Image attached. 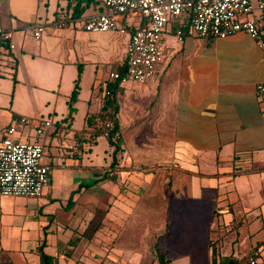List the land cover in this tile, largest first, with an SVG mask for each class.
<instances>
[{
    "label": "crops",
    "instance_id": "obj_1",
    "mask_svg": "<svg viewBox=\"0 0 264 264\" xmlns=\"http://www.w3.org/2000/svg\"><path fill=\"white\" fill-rule=\"evenodd\" d=\"M103 11L96 0H0V29L14 44V54L0 52V138L14 127L10 138L21 142L43 113L61 117L39 136L57 150L43 163L41 197L0 196V264H245L251 251L264 250V95L255 90L264 83V52L243 33L201 39L185 19L169 21L152 81L131 82V94L117 82L107 90L120 144L110 165L108 143L107 154L89 159L104 136L92 144L79 131L67 136L78 66L89 50L113 47L112 38L102 43L105 36L74 26ZM60 13L72 30L53 27ZM135 17L121 23L136 28ZM36 24L44 26L38 39ZM101 54L95 62L118 63L109 74L122 70L124 54L120 62ZM63 78L65 111L57 114ZM23 117L29 123L20 124ZM204 212L211 215L202 227ZM176 230L184 233L168 240Z\"/></svg>",
    "mask_w": 264,
    "mask_h": 264
},
{
    "label": "built area",
    "instance_id": "obj_2",
    "mask_svg": "<svg viewBox=\"0 0 264 264\" xmlns=\"http://www.w3.org/2000/svg\"><path fill=\"white\" fill-rule=\"evenodd\" d=\"M103 12L80 22V29L86 33L114 32L127 36L121 71L110 73L113 82L128 81L145 85L152 81L155 65L161 59V33L169 21L185 19L191 30L201 39H224L243 33L255 41L264 52V0H96ZM128 15H137L142 22L129 29L121 23ZM68 24L63 13L53 21L56 29ZM44 29L42 24L32 27L34 39ZM178 32L177 34H179ZM14 50L10 33L0 29V52L7 54ZM255 90L264 95V83ZM20 124L29 123L19 118ZM48 121L34 129V135L23 133L26 142L14 141L10 135L14 127L5 130L0 138V196L38 199L48 186L49 168L41 162L43 147L39 136ZM112 124H103V136L111 130ZM264 175V174H263ZM245 264H264V250L251 251Z\"/></svg>",
    "mask_w": 264,
    "mask_h": 264
},
{
    "label": "rangeland",
    "instance_id": "obj_3",
    "mask_svg": "<svg viewBox=\"0 0 264 264\" xmlns=\"http://www.w3.org/2000/svg\"><path fill=\"white\" fill-rule=\"evenodd\" d=\"M141 20L142 19L139 16H137L133 19L134 24H136V22L141 21ZM79 24H78V26L77 25L74 26L75 31H77V30L81 31V29L79 28ZM61 29L72 30V27L71 26H65L64 28H61ZM89 35L90 36L96 35L95 37L105 36L103 38H100V39H102V43L105 42L104 40H106L110 37L112 39L109 42L112 43L113 47H111V49H110L105 44H103V46H106V47H104V48L100 47L99 49H93V51L89 50L88 51L89 52V55H88L89 61L88 62L85 61V63L81 62L80 64H82V65L78 66L82 70L81 82L79 85L80 92H79L78 102L75 104L76 113H75V115H73V122H72L70 128L67 130V136L68 137H70V135L75 133V132H78V131L81 132L83 129H85V118L88 116L96 115L99 112L104 101L113 98V96L105 97V93H108L109 91H107V90L110 89L111 84H114V82L109 78L108 74L112 70H119L118 69L119 68L118 63H113V62L108 63L106 61H105L106 62L105 63V62H101V61H99V62H95V61L101 59V57L103 56V54H101V53L105 52L106 53L105 55H108V56H110V55L114 56L115 55L116 59H117V57H119L118 62H120V58L124 54L126 44H127L126 43V40H127L126 35H119V34L114 33V32H106L105 34H103V33H96V34L89 33ZM74 48L76 49V47H74ZM13 54H14V52H13ZM10 58L11 59H9L10 60L9 62H14V59L12 57H10ZM62 59H63V57H62ZM91 62H94L95 67L97 68L96 72H94L95 76H93L94 73L92 72V69L88 68L90 65L93 64ZM0 64H1V62H0ZM1 65H0V68H1ZM5 72H6V75H4V76H6L9 79H12L13 73L15 72V69L11 68ZM0 76H2V75H0ZM60 82L61 81H59V83ZM64 83H65V80L63 78L61 85H59V87L57 86L58 88H56V89L54 88L55 93L56 92L58 93L57 94V108H56L57 114H59V112H61V111L62 112L65 111L64 103L60 99L62 97L61 92H65L67 90L66 89L67 87L64 85ZM132 83L130 81H128L125 84H120V85H121V87H123L126 90V92H128V94H131V89H132V85H133ZM120 89L118 90V92H120ZM49 94H50L49 92L38 93V95L42 99H47V100L50 98ZM65 94H67V93H65ZM67 97H68V95H67ZM50 104H52V102ZM42 115H43V117L41 119H39V122L43 123V121H45V120L48 121L51 124L50 131L53 130L57 125H59L58 122L61 120V117L59 115L57 117L50 116L49 118H46L45 113H43ZM23 118L29 122V119H27L28 117L27 118L23 117ZM58 137H59V135H55L54 139H58ZM41 139H43V135L41 136ZM21 142H26V140L22 139ZM41 144L43 147L42 158H41L42 164L49 162V160L52 157H57V150L55 151L53 148L47 147L46 144H44V142H42V141H41ZM105 150H106V154H107V152L109 150V147L107 145V141L103 137H98L97 141H96V146L91 149L89 159L100 158L103 154H105ZM82 156H83V161H84L85 155L83 154ZM139 168L144 169L145 167L143 166V167H139ZM139 168H137V169H139ZM210 215H211V213H210ZM210 215L208 213H205V212L201 215L202 221L200 222V224L202 225V227L205 226L206 222H208ZM183 233L184 232L182 230H180V231L176 230L173 232V236H171V238L168 240L173 241L177 235L183 234ZM174 236H175V238H174Z\"/></svg>",
    "mask_w": 264,
    "mask_h": 264
},
{
    "label": "trees",
    "instance_id": "obj_4",
    "mask_svg": "<svg viewBox=\"0 0 264 264\" xmlns=\"http://www.w3.org/2000/svg\"><path fill=\"white\" fill-rule=\"evenodd\" d=\"M77 94V84L76 81L74 83L73 89L69 96L68 101V112L67 117L70 118L71 114L74 111V103L76 100ZM111 96V94L105 93V97ZM116 112L114 106V99L105 100L103 105L101 106L99 112L96 115L88 116L85 118V129L80 132L83 141L87 144H92V140L97 136H103L104 132L102 126L106 122H110L112 124L111 130L107 131L105 140L108 145L112 148L111 150V163L110 165H114L116 160V154L120 151L119 144V135H118V125L116 122ZM88 129V130H87ZM76 137V135H75ZM159 264H164L160 262Z\"/></svg>",
    "mask_w": 264,
    "mask_h": 264
}]
</instances>
